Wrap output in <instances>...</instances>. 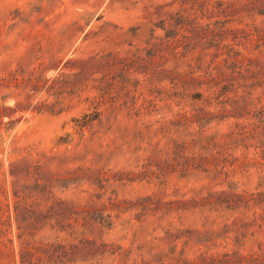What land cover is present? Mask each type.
I'll use <instances>...</instances> for the list:
<instances>
[{
    "label": "rangeland",
    "instance_id": "obj_1",
    "mask_svg": "<svg viewBox=\"0 0 264 264\" xmlns=\"http://www.w3.org/2000/svg\"><path fill=\"white\" fill-rule=\"evenodd\" d=\"M260 1L0 0V264H264Z\"/></svg>",
    "mask_w": 264,
    "mask_h": 264
},
{
    "label": "trees",
    "instance_id": "obj_2",
    "mask_svg": "<svg viewBox=\"0 0 264 264\" xmlns=\"http://www.w3.org/2000/svg\"><path fill=\"white\" fill-rule=\"evenodd\" d=\"M187 2L189 3L191 9H198V10H205V9H208L209 7L222 8V7L225 6V3H222V2H216V3L213 4L212 3L213 0H187ZM260 3L264 5V0L260 1ZM259 15L264 16V6H263V11L260 12ZM212 148H216V146L213 145ZM206 150H209V149L206 148ZM221 195H226V194L225 193L218 194V195H216V194L212 195L211 194V195H208V197L206 199H204V200L200 199L201 201L198 204H197L196 200H193V202L196 204V206L199 205L200 207L217 206L218 204H221V203H219V200L216 197L217 196L221 197ZM224 197H226L228 199L230 198V196H224ZM234 197L236 198L237 196H234ZM241 197L242 198H240V199H242V201H244L245 198H246V196H241ZM250 201L251 200L247 201V205H248V203L250 204ZM229 202L231 204H233V203L239 204L241 201L239 202V200L235 201V200L229 199ZM175 205H177L179 207V209H177V211L183 210L180 207L181 205L182 206L183 205L191 206L190 203L189 204H185V203H182V202H175V203H163L161 205V207L159 205L158 208H160V210L164 212L165 216H168L170 214L171 210H172V207H174ZM238 209H239L238 207H236L234 209L232 207V210H236L237 211ZM248 209H250V207ZM184 210H186V209H184ZM174 253H175L174 250L170 251V254L173 257H174ZM163 257L168 258L167 255H165V256L164 255H158L157 256L158 261L161 262ZM226 258H229V257L228 256H221V257L220 256H210V257H207L205 255H201L200 257H198L195 260L191 261L190 264H216V263H222L223 260L227 261ZM232 258L238 260V262L240 264H244V263L253 264L254 262L257 261V258L255 257V254H250V255H247V256H243V255L238 254L237 252H234V255H233ZM232 258H231V260H232ZM39 262H41V261L39 260ZM174 262H175V264H187V262L182 257L175 258Z\"/></svg>",
    "mask_w": 264,
    "mask_h": 264
}]
</instances>
